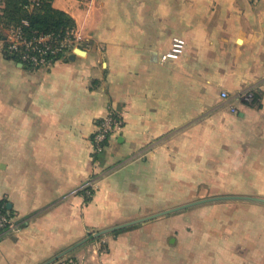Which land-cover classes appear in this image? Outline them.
Segmentation results:
<instances>
[{
	"label": "crops",
	"instance_id": "obj_1",
	"mask_svg": "<svg viewBox=\"0 0 264 264\" xmlns=\"http://www.w3.org/2000/svg\"><path fill=\"white\" fill-rule=\"evenodd\" d=\"M52 6L79 44L49 68L8 57L0 27V200L19 223L0 264H45L86 238L49 264H264V0ZM109 112L124 126L94 157Z\"/></svg>",
	"mask_w": 264,
	"mask_h": 264
},
{
	"label": "built area",
	"instance_id": "obj_2",
	"mask_svg": "<svg viewBox=\"0 0 264 264\" xmlns=\"http://www.w3.org/2000/svg\"><path fill=\"white\" fill-rule=\"evenodd\" d=\"M40 0H33L28 6H39ZM4 2L0 0V20L3 15ZM27 26V22H24ZM7 51L18 60L33 68H49L57 61L63 59L65 55L79 44L76 29L67 30L64 34H43L28 37L22 26L12 27L6 30L5 37ZM184 40L177 38L174 40V50H179L184 46ZM227 98V94H223ZM252 101L251 97H246ZM124 126L123 119L116 113L109 112L97 125L92 138L94 157L102 155L112 137L118 134ZM109 174V170L103 169L90 176L82 185L81 191L86 200H91L97 190L98 182L101 178ZM19 230V223L13 215L5 212V203L0 200V234L16 232ZM64 264H79L74 259H68Z\"/></svg>",
	"mask_w": 264,
	"mask_h": 264
},
{
	"label": "trees",
	"instance_id": "obj_3",
	"mask_svg": "<svg viewBox=\"0 0 264 264\" xmlns=\"http://www.w3.org/2000/svg\"><path fill=\"white\" fill-rule=\"evenodd\" d=\"M3 2L5 6L0 27L5 30L22 26L24 33L31 37L33 34H64L67 30L76 28L75 22L69 15L53 8V0H40L39 6L32 8L28 6L33 0H3ZM24 22H27V26ZM5 50L8 57L15 59V56L7 51L6 46ZM1 202L5 203V212L13 215V212L7 209L6 202L2 200Z\"/></svg>",
	"mask_w": 264,
	"mask_h": 264
},
{
	"label": "water",
	"instance_id": "obj_4",
	"mask_svg": "<svg viewBox=\"0 0 264 264\" xmlns=\"http://www.w3.org/2000/svg\"><path fill=\"white\" fill-rule=\"evenodd\" d=\"M79 50V49H78ZM220 199H227V197H218V198H212V199H206V200H200V201H196V202H193L191 204H187V205H183V206H180V207H176V208H173V209H170V210H166L164 212H161V213H158V214H154V215H151V216H148V217H145L143 219H140L138 221H135V222H130V223H126V224H123L121 226H118L116 228H112V229H109L105 232H103L101 235H104L105 233H108V232H111V231H114V230H117L119 228H124V227H127V226H131L135 223H139V222H142V221H147V220H150V219H153V218H156V217H160V216H164V215H168V214H172V213H175V212H178V211H181V210H184V209H187V208H190V207H193L195 205H198V204H202V203H205V202H210V201H216V200H220ZM256 199V198H254ZM258 200H261V199H258ZM264 201V200H263ZM99 235V234H98ZM90 238H86L85 240L75 244L74 246H72L71 248L67 249L66 251L62 252L61 254H59L58 256L54 257L52 260H50L49 262L45 263V264H49L51 262H55L65 256H67L69 253H71L72 251H74L76 248H78L79 246H81L82 244H84L85 242H87Z\"/></svg>",
	"mask_w": 264,
	"mask_h": 264
}]
</instances>
